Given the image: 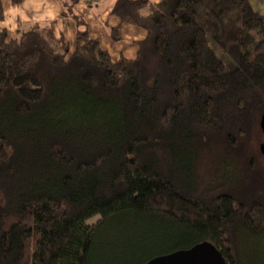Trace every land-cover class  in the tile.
Returning <instances> with one entry per match:
<instances>
[{"label":"trees","instance_id":"16d2710c","mask_svg":"<svg viewBox=\"0 0 264 264\" xmlns=\"http://www.w3.org/2000/svg\"><path fill=\"white\" fill-rule=\"evenodd\" d=\"M22 1L0 0V21ZM60 1L69 17L82 0ZM111 14L146 32L134 59L74 15L73 44L56 23L0 33V264H146L205 242L264 264V15L249 0Z\"/></svg>","mask_w":264,"mask_h":264},{"label":"crops","instance_id":"0c3cea01","mask_svg":"<svg viewBox=\"0 0 264 264\" xmlns=\"http://www.w3.org/2000/svg\"><path fill=\"white\" fill-rule=\"evenodd\" d=\"M150 1L157 4L162 0ZM93 2H98L99 6L94 8ZM116 2L117 0H82L74 7L73 14H70L69 17L63 16L66 12V5L60 0H23L19 5L4 2V20L0 21L2 25L0 33L6 31L9 39H16L19 36V31L28 30L34 25L56 23L55 30L62 33L64 38L73 44L77 32V22L73 19L74 15L84 22L91 36L97 40H99L98 33L92 32L93 26L95 28L100 27V32L106 34L109 32L111 42L113 40L112 29L117 27L123 29L124 34H127L129 38V42L126 43L127 40L122 38L119 31L122 44L116 46L112 43V46H116L113 50L117 52V58L111 57L116 61L122 57L134 59L138 51L137 43L146 37V32L130 25L119 27L120 20L111 14ZM249 3H251L256 13L264 15V0H249ZM13 10H15V15L12 14ZM104 49L110 53V49Z\"/></svg>","mask_w":264,"mask_h":264},{"label":"water","instance_id":"95a60500","mask_svg":"<svg viewBox=\"0 0 264 264\" xmlns=\"http://www.w3.org/2000/svg\"><path fill=\"white\" fill-rule=\"evenodd\" d=\"M261 119L260 130L264 135V114ZM260 153L264 156V144L260 146ZM146 264H226V261L211 243L205 242L188 250L156 257Z\"/></svg>","mask_w":264,"mask_h":264},{"label":"rangeland","instance_id":"374dc122","mask_svg":"<svg viewBox=\"0 0 264 264\" xmlns=\"http://www.w3.org/2000/svg\"><path fill=\"white\" fill-rule=\"evenodd\" d=\"M93 6H94V8H96L97 6H99L98 5V2H96V3H94L93 2ZM2 25L0 24V27H1ZM8 28V27H7ZM100 27H97V28H95L94 26L92 27V32L93 33H98L97 35H98V38H99V42H100V44H101V46L103 47V48H108V49H110L109 51H110V54H111V56L113 57V58H117V56H116V54H117V52L115 51V50H113V49H115L116 48V46H120L121 44H122V42L119 40V41H116V40H112V42L110 41V33L108 32L107 34L105 33V32H100ZM110 30H111V28H110ZM2 31V30H1ZM143 31V30H142ZM120 32H121V36H122V38H124V39H126L127 41H126V43H128L129 42V38H128V36H127V34H124V31H123V29H120ZM124 34V35H123ZM113 39V38H112ZM112 43L113 44H116V46H112ZM210 46H211V49H212V51H214L215 53H216V55H217V57L222 61V62H224V64L225 65H227V67L230 69V70H234L235 68H236V66H235V64L233 63V62H231L230 60H229V58L227 57V56H225V54L215 45V43H213V42H211L210 43ZM99 220V218H95V219H93V220H91L90 222H89V224H94V223H96L97 221Z\"/></svg>","mask_w":264,"mask_h":264},{"label":"clouds","instance_id":"9594fccd","mask_svg":"<svg viewBox=\"0 0 264 264\" xmlns=\"http://www.w3.org/2000/svg\"><path fill=\"white\" fill-rule=\"evenodd\" d=\"M12 14L15 15V10H13V13Z\"/></svg>","mask_w":264,"mask_h":264}]
</instances>
